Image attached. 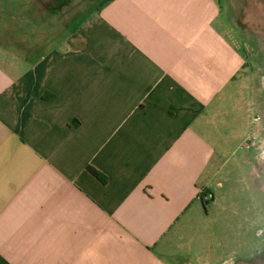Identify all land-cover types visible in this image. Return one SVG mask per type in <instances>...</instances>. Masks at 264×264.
<instances>
[{
    "label": "crops",
    "instance_id": "obj_1",
    "mask_svg": "<svg viewBox=\"0 0 264 264\" xmlns=\"http://www.w3.org/2000/svg\"><path fill=\"white\" fill-rule=\"evenodd\" d=\"M65 1L0 42V264H207L171 246L264 187V73L221 0Z\"/></svg>",
    "mask_w": 264,
    "mask_h": 264
},
{
    "label": "rangeland",
    "instance_id": "obj_2",
    "mask_svg": "<svg viewBox=\"0 0 264 264\" xmlns=\"http://www.w3.org/2000/svg\"><path fill=\"white\" fill-rule=\"evenodd\" d=\"M221 1L224 24H232L233 30H235L234 38L237 39L240 46H244L245 52L247 51L246 47H249L248 52L255 59V67L260 68L264 73V0ZM67 2L69 1L67 0ZM91 4L94 7L99 6L96 0L94 3H81L78 8H90ZM36 5L32 0H0L1 43H8L9 35H6V32L10 31V28L7 26V19L11 18L10 13L13 11H10L11 9H14L13 12L20 21L25 16L31 21L36 18L34 21L36 23L33 22L32 25H39L37 23L39 19L32 13ZM68 5L67 10L75 8L74 5L70 6L71 3ZM47 7V13L52 12L55 9L54 2L48 1ZM65 14L64 25L70 20V14ZM48 20L49 18H47ZM19 35H22L20 31L16 32L14 36ZM13 48L15 49L16 46L10 43L9 50L11 52H14ZM0 56L7 57L8 55L0 51ZM261 85L262 78L258 73L256 87L259 88ZM247 146L249 145L245 147L247 148ZM235 148L237 145L228 147L226 152L233 151ZM243 153L244 151L238 149L237 155L230 159L224 169L220 181H223L230 169H234L237 157ZM233 172L234 177L228 193V197L231 198L229 209L224 210L221 215L218 214V211H216L217 213L212 211L214 213H211L209 218L195 219L196 221H193L185 231L183 238L173 243L172 252L187 256V259L192 263L197 262L201 256L207 264H264V187L258 179L253 182L246 179L251 176L250 170L245 166Z\"/></svg>",
    "mask_w": 264,
    "mask_h": 264
},
{
    "label": "trees",
    "instance_id": "obj_3",
    "mask_svg": "<svg viewBox=\"0 0 264 264\" xmlns=\"http://www.w3.org/2000/svg\"><path fill=\"white\" fill-rule=\"evenodd\" d=\"M94 176H96L98 179L104 181V178L97 172L95 171L94 169L88 167L87 168ZM203 197H204V194H203Z\"/></svg>",
    "mask_w": 264,
    "mask_h": 264
},
{
    "label": "built area",
    "instance_id": "obj_4",
    "mask_svg": "<svg viewBox=\"0 0 264 264\" xmlns=\"http://www.w3.org/2000/svg\"><path fill=\"white\" fill-rule=\"evenodd\" d=\"M247 148H249V146H247Z\"/></svg>",
    "mask_w": 264,
    "mask_h": 264
}]
</instances>
